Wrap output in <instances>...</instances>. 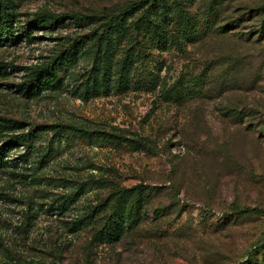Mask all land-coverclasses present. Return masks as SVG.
Returning <instances> with one entry per match:
<instances>
[{
  "label": "rangeland",
  "instance_id": "obj_1",
  "mask_svg": "<svg viewBox=\"0 0 264 264\" xmlns=\"http://www.w3.org/2000/svg\"><path fill=\"white\" fill-rule=\"evenodd\" d=\"M129 1L11 0L10 7L19 33L41 12L107 13ZM59 33L69 37L77 30L66 18ZM55 34L38 28L33 39L0 47V63L6 65L0 117L22 122L23 131L37 136L30 147L11 153L28 156L27 163L16 160L18 167L11 169L19 176L0 175V262L242 264L250 254L260 259L255 244L264 237V213L231 209L264 210V138L245 121L226 116L222 106L246 101L263 110L264 47L244 54L247 66L261 70L259 82L240 83L225 98L206 94L178 104L163 94L180 78L186 92L192 91V76L200 74L203 61L219 64V39H210L188 57L155 52L148 67L134 75L145 83L139 88L80 96L72 86L89 66L82 57L59 72L57 91L25 99L16 90L24 68L49 55V36ZM54 124L67 126L66 132L40 130ZM134 138L147 140L145 148L128 142ZM111 182L147 189L142 222L115 243L93 238L95 222L73 231L74 222L108 195Z\"/></svg>",
  "mask_w": 264,
  "mask_h": 264
},
{
  "label": "trees",
  "instance_id": "obj_2",
  "mask_svg": "<svg viewBox=\"0 0 264 264\" xmlns=\"http://www.w3.org/2000/svg\"><path fill=\"white\" fill-rule=\"evenodd\" d=\"M10 3L11 0H0V47L15 45L22 39H33V30L38 28L49 35L56 32L53 37L49 36L53 42L49 55L37 65L24 68L23 81L17 84L16 90L25 99L35 98L44 91H57L62 86L59 72L64 67L73 66L82 57L88 60L89 66L80 82L72 86L80 96L88 98L100 91L121 92L129 87L139 88L145 83L141 79L135 80L134 75L139 68L148 67L155 52L174 50L188 57L192 48L210 39H219L220 54H223L219 64L207 58L200 74L192 76V91L186 92L180 78L163 92L165 97L178 104L206 94L225 98L238 84L255 85L262 78L261 70H252L246 65L244 54L252 47H264V0H204L199 3L194 0H131L107 13L48 11L36 14L27 26L19 27V33L15 27L16 11ZM66 18L77 30L69 37L59 33ZM218 65L219 74H216ZM5 69L6 65L0 63V75L4 76ZM152 73H148L150 77ZM243 103L222 107L226 109V116L245 121L247 129L264 138V108L262 110L258 104L254 106L246 101ZM21 123L0 117V175L6 173L17 177L19 175L11 170L18 167L16 160L28 162L26 154L11 157L19 146L28 148L36 141V132L23 131ZM40 128L65 133L67 126L54 124ZM117 134L123 135L115 132L114 136ZM128 142L145 148L147 140L134 138ZM149 195L141 184L126 187L111 182L108 195L74 222L73 231L95 222L93 238L115 243L142 222ZM231 210L235 214L264 213L260 208L237 205ZM153 212L156 217L161 214L158 209ZM255 246L263 256L256 260V254L253 258L250 254L242 264L254 261L255 264H264V237ZM0 264L60 263L11 258Z\"/></svg>",
  "mask_w": 264,
  "mask_h": 264
}]
</instances>
